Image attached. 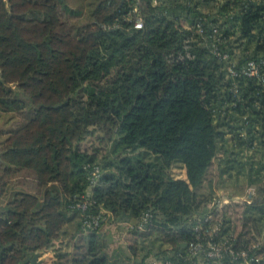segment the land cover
<instances>
[{"label": "trees", "instance_id": "obj_1", "mask_svg": "<svg viewBox=\"0 0 264 264\" xmlns=\"http://www.w3.org/2000/svg\"><path fill=\"white\" fill-rule=\"evenodd\" d=\"M77 1L0 0V113H27L0 151V264L52 248L59 264H166L218 226L219 242L264 254V66L260 78L227 68L264 60V0ZM225 176L256 198L221 203L211 187ZM85 203L112 216L88 228ZM73 227L68 252L56 243Z\"/></svg>", "mask_w": 264, "mask_h": 264}, {"label": "built area", "instance_id": "obj_2", "mask_svg": "<svg viewBox=\"0 0 264 264\" xmlns=\"http://www.w3.org/2000/svg\"><path fill=\"white\" fill-rule=\"evenodd\" d=\"M139 4V0H136ZM157 4V2H155ZM136 15L133 20L134 27L136 29H142L144 27L143 16L141 15L138 8L135 9ZM197 28L199 32L203 33L202 24H198ZM219 33L218 29H214V36ZM213 52L220 58V61H227L229 59L228 54L222 53L217 46L214 44L212 46ZM264 66V60L260 63L250 62L246 70L242 72H237L235 67L228 66V73L231 77H239L240 75L250 76L252 78H260V68ZM263 81V79H261ZM94 178L99 177V169H96L93 173ZM227 203V202H226ZM79 209L82 211V215L85 218L86 227L88 228H97L101 222L107 220V217H111L112 213L101 211L99 214H90L88 213V203L79 206ZM151 218L150 214H146L139 226L140 229L144 228L149 219ZM213 219L212 214H208L205 221H211ZM201 224V223H200ZM198 224L195 227L196 232L203 230L204 226ZM220 226L216 227L213 231L216 232V236L210 235L209 238H199L196 241L192 242L187 250L189 257L186 258L184 254L178 255V260L176 262L168 261L166 264H261L264 261V254L260 253L261 244H253L249 247H246L242 250H236L234 245L231 243V240H225L219 242L217 240L218 234L220 232Z\"/></svg>", "mask_w": 264, "mask_h": 264}, {"label": "rangeland", "instance_id": "obj_3", "mask_svg": "<svg viewBox=\"0 0 264 264\" xmlns=\"http://www.w3.org/2000/svg\"><path fill=\"white\" fill-rule=\"evenodd\" d=\"M77 0H71V3L69 4V6L71 7V9H74L77 7ZM82 4V3H81ZM61 12V17L64 21H68L70 24H79L81 25L85 20V17H74L73 15L69 16L66 12V10H60ZM78 25V26H79ZM27 113L25 114H5V113H0V151L3 147V145L6 142V139L8 138L9 135H7L6 132H11L14 131L15 129H17L19 126H21L24 122V120H26ZM224 156V155H223ZM217 162V161H216ZM218 166L214 167L215 169ZM213 168V170L210 173L211 178H216L217 181V176L216 173H218V170L215 171V169ZM184 169L181 165H177L174 169H173V174L175 177L177 178H183L184 175ZM9 178V176L7 174L4 173V169H2V167L0 166V183L3 180H7ZM18 181H21L24 185V187H22V189L25 191L27 190L28 192H36V187H35V183H34V177L28 173H20L17 175ZM223 182H228V183H224L226 186L222 187V184H213V186L211 188H213V193H214V197L215 198H219L221 203H225L228 202L230 199L235 198L236 200L240 201V199L242 200H252L253 198H256L255 195V189L257 187L252 186L249 187L245 182V180L243 178H240L238 181L235 182V180L230 179L228 180V177L225 176L223 179ZM206 183H204V189L206 190V194H210V189L206 188ZM1 186V185H0ZM10 187V186H8ZM1 189V187H0ZM4 198V195H1L2 199ZM244 198V199H243ZM3 202V201H1ZM222 205V204H220ZM238 224V223H236ZM113 225V224H112ZM239 225V224H238ZM241 226V225H240ZM67 228V227H66ZM120 229H118L115 225L114 226H109L107 225L106 227H104L101 232H106L108 233V236L111 235V241H114V247H118L120 245V243H122L120 246H125L123 245L124 242H120L119 238H120V233L121 231H118ZM75 228H71L69 230V232L67 233L68 236L62 238V242L58 241L56 244L59 245L60 247H63L62 250L68 251V252H72L73 251V244L75 243V241H73L71 239V236H73V234H75ZM123 239L126 240V238H129L127 233L124 231V235H122ZM56 245V247H57ZM158 249V248H157ZM51 251L47 252L45 254V252H42L40 254V258H42V263L43 264H59L56 260L55 257H53L55 254L53 253V248L50 249ZM53 257V258H52ZM39 258V259H40ZM153 259V258H152ZM46 260V262H45ZM150 260V259H149ZM45 263H44V262ZM48 261V262H47Z\"/></svg>", "mask_w": 264, "mask_h": 264}, {"label": "water", "instance_id": "obj_4", "mask_svg": "<svg viewBox=\"0 0 264 264\" xmlns=\"http://www.w3.org/2000/svg\"><path fill=\"white\" fill-rule=\"evenodd\" d=\"M40 254H36L32 260L31 264H43L41 260H39Z\"/></svg>", "mask_w": 264, "mask_h": 264}, {"label": "crops", "instance_id": "obj_5", "mask_svg": "<svg viewBox=\"0 0 264 264\" xmlns=\"http://www.w3.org/2000/svg\"><path fill=\"white\" fill-rule=\"evenodd\" d=\"M185 172V171H184ZM185 178V173H184V175H183V178L182 179H184ZM46 254V253H45ZM39 260H41L42 261V258H40ZM44 262V261H43ZM45 262H46V260H45ZM44 262V263H45Z\"/></svg>", "mask_w": 264, "mask_h": 264}]
</instances>
